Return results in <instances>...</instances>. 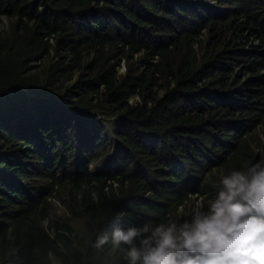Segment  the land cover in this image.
<instances>
[{
  "label": "trees",
  "instance_id": "16d2710c",
  "mask_svg": "<svg viewBox=\"0 0 264 264\" xmlns=\"http://www.w3.org/2000/svg\"><path fill=\"white\" fill-rule=\"evenodd\" d=\"M1 17L0 264H126L96 237L188 219L193 196L206 207L220 176L264 160V52L238 49L264 0H0Z\"/></svg>",
  "mask_w": 264,
  "mask_h": 264
},
{
  "label": "clouds",
  "instance_id": "9594fccd",
  "mask_svg": "<svg viewBox=\"0 0 264 264\" xmlns=\"http://www.w3.org/2000/svg\"><path fill=\"white\" fill-rule=\"evenodd\" d=\"M217 187L188 219L116 226L93 247L111 244L126 264H264V160L220 176Z\"/></svg>",
  "mask_w": 264,
  "mask_h": 264
},
{
  "label": "rangeland",
  "instance_id": "374dc122",
  "mask_svg": "<svg viewBox=\"0 0 264 264\" xmlns=\"http://www.w3.org/2000/svg\"><path fill=\"white\" fill-rule=\"evenodd\" d=\"M11 23H12V21L10 19H7L5 17L0 18V32H3L5 36L10 35L11 32L14 31V29L11 27ZM241 42L244 43V46H238V49L241 52H242V50L244 52H248L251 48L255 47L254 45H256V46L259 45L258 50L264 52V25H262V27L254 26V27H250V28L245 29L242 32ZM241 52L238 51V53H241ZM243 54H242V56H243ZM244 56L246 58H248L250 55L244 54ZM139 59H140V56L133 57V59L131 61H128V62H126L125 59H122L120 61V65L118 67V75H123L126 72L128 65H131L133 70H135L136 68H139L140 67ZM240 59H241V54H237V58H233V57L231 58L230 79H233L235 77L236 78L240 77V78H242V80H244L247 77V76L243 77V70L240 67L242 65V60H240ZM46 62H47V60L30 61L29 65H28L29 66V73H34V72L41 73ZM262 70L264 72V66H263ZM17 91L21 92L24 90L21 88H17ZM161 93H162V90L159 91L160 95H161ZM136 100H137L136 97H134L132 99L133 102ZM215 103L216 104L218 103L217 99H215ZM91 114L98 117V118L102 117L104 120H112V118L107 119L104 116H101L102 114L100 111L93 112ZM262 117H264V115ZM104 123L107 126L108 122L105 121ZM263 134H264V118H263V123L259 124L257 127V130L255 131V135L259 136L261 139H263L262 138ZM29 141H30L31 145H35V139L34 138H30ZM113 141L114 140L112 138V142ZM102 166L103 165L91 166L90 167L91 173L97 172ZM217 185H218V182H217ZM217 185L215 187H217ZM213 199H215V197ZM56 205H57V207H56L55 214L59 217H62V215L65 214V211L60 205H58V204H56ZM200 205H201V202L199 201V197H197L195 195L191 198L190 202L188 203L187 210L184 211V209L180 207L178 209V213L180 215H186L187 216V215L191 214L192 212L196 211L197 208L200 207ZM78 224H79V229L75 230V228L77 227ZM71 225H72V227H74V231L72 234V237H73V236H76L75 231H78L81 229L80 221H78V219H76L74 222H72ZM44 226H46V224H44ZM50 260H51V264H60V262L54 256H50Z\"/></svg>",
  "mask_w": 264,
  "mask_h": 264
}]
</instances>
